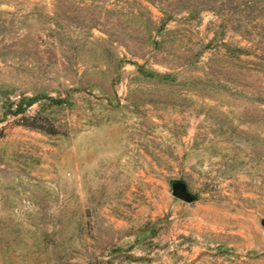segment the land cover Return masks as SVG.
I'll return each instance as SVG.
<instances>
[{
    "label": "rangeland",
    "instance_id": "obj_1",
    "mask_svg": "<svg viewBox=\"0 0 264 264\" xmlns=\"http://www.w3.org/2000/svg\"><path fill=\"white\" fill-rule=\"evenodd\" d=\"M0 264H264V0H0Z\"/></svg>",
    "mask_w": 264,
    "mask_h": 264
},
{
    "label": "trees",
    "instance_id": "obj_2",
    "mask_svg": "<svg viewBox=\"0 0 264 264\" xmlns=\"http://www.w3.org/2000/svg\"><path fill=\"white\" fill-rule=\"evenodd\" d=\"M38 99V96L36 95H32V96H25L23 98H21L17 103H16V108H14L12 110V113H19V112H22L25 107L31 105L32 103H34L36 100ZM49 99L51 102H54V103H58L60 101L59 98H54L52 96H49ZM28 126H32V127H39L37 126L36 124H26Z\"/></svg>",
    "mask_w": 264,
    "mask_h": 264
},
{
    "label": "water",
    "instance_id": "obj_3",
    "mask_svg": "<svg viewBox=\"0 0 264 264\" xmlns=\"http://www.w3.org/2000/svg\"><path fill=\"white\" fill-rule=\"evenodd\" d=\"M175 194H176L177 196H179V197H184V196H186V192L183 191V190H182L181 188H179V187L176 188Z\"/></svg>",
    "mask_w": 264,
    "mask_h": 264
}]
</instances>
